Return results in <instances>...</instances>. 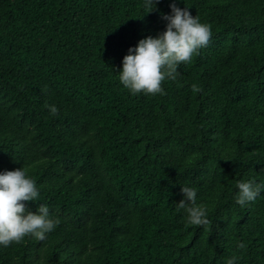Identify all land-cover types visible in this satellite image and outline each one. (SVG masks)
<instances>
[{"label": "trees", "instance_id": "16d2710c", "mask_svg": "<svg viewBox=\"0 0 264 264\" xmlns=\"http://www.w3.org/2000/svg\"><path fill=\"white\" fill-rule=\"evenodd\" d=\"M175 2L212 39L149 96L119 72L173 0H0V173L26 169V208L60 221L0 264H264V190L236 203L240 182L264 185V0ZM182 186L207 230L177 211Z\"/></svg>", "mask_w": 264, "mask_h": 264}, {"label": "clouds", "instance_id": "9594fccd", "mask_svg": "<svg viewBox=\"0 0 264 264\" xmlns=\"http://www.w3.org/2000/svg\"><path fill=\"white\" fill-rule=\"evenodd\" d=\"M160 0H144L146 13L154 10ZM171 14L162 16L167 21L166 30L153 38L141 39L135 48L123 58L122 71L119 72L121 84L132 95L143 93L149 96L163 95L162 84L166 79L175 81L178 66L188 64L199 50L208 46L212 39V27L202 23L198 16L193 17L188 8H179L175 0L170 5ZM194 93L202 89L192 85ZM55 116L58 109L47 106ZM236 203L241 207L253 202L264 190V185L253 181L238 184ZM183 199L177 205V211L183 209L187 213L189 225L207 230L211 221L208 219L207 208L197 204V192L192 187L182 186ZM40 192L36 182L28 176L24 168L0 173V245L8 247L20 244L26 237H34L44 241L60 223L59 219L50 218L49 208L39 205L37 212L29 211L24 202L37 201ZM238 249L246 250L247 245L238 242ZM239 259L232 256L226 264H236Z\"/></svg>", "mask_w": 264, "mask_h": 264}]
</instances>
